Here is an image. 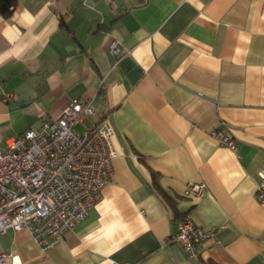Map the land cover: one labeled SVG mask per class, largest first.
Instances as JSON below:
<instances>
[{
  "label": "crops",
  "instance_id": "crops-1",
  "mask_svg": "<svg viewBox=\"0 0 264 264\" xmlns=\"http://www.w3.org/2000/svg\"><path fill=\"white\" fill-rule=\"evenodd\" d=\"M74 100L113 130L112 181L46 253L25 229L0 234L10 264H264V0H15L0 16V149ZM194 182L204 194L184 196ZM185 217L223 227L197 259L167 242Z\"/></svg>",
  "mask_w": 264,
  "mask_h": 264
},
{
  "label": "built area",
  "instance_id": "built-area-1",
  "mask_svg": "<svg viewBox=\"0 0 264 264\" xmlns=\"http://www.w3.org/2000/svg\"><path fill=\"white\" fill-rule=\"evenodd\" d=\"M109 52L112 57L122 54L117 42L111 43ZM90 117L96 123L77 131V124ZM212 136L236 151L222 127L212 130ZM112 137V128L91 101L74 100L58 116L43 119L37 130H26L10 140L0 149V234L9 228L25 229L46 253L60 236L83 222L112 181L117 155ZM259 179L254 197L264 206V170ZM205 188L203 182L189 183L183 194L202 196ZM177 225L167 242L180 244L189 259H197L199 245L215 240L223 228L204 230L188 217ZM13 259L12 254H0V264Z\"/></svg>",
  "mask_w": 264,
  "mask_h": 264
},
{
  "label": "trees",
  "instance_id": "trees-1",
  "mask_svg": "<svg viewBox=\"0 0 264 264\" xmlns=\"http://www.w3.org/2000/svg\"><path fill=\"white\" fill-rule=\"evenodd\" d=\"M14 6H15V0H0V16H2L3 18L10 17L14 9ZM161 195L168 203L171 204V201L169 200L168 197H166L162 192ZM202 264H216V263L212 261H208V262H203Z\"/></svg>",
  "mask_w": 264,
  "mask_h": 264
}]
</instances>
